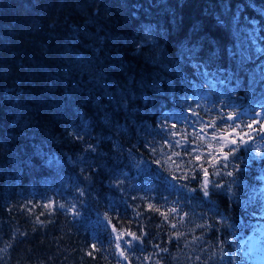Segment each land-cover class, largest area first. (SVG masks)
<instances>
[{"label": "trees", "instance_id": "1", "mask_svg": "<svg viewBox=\"0 0 264 264\" xmlns=\"http://www.w3.org/2000/svg\"><path fill=\"white\" fill-rule=\"evenodd\" d=\"M190 110L264 112V0H0V264H128L112 225L143 238L131 264H255L240 245L264 246V150L204 197L208 144L170 135Z\"/></svg>", "mask_w": 264, "mask_h": 264}, {"label": "snow or ice", "instance_id": "2", "mask_svg": "<svg viewBox=\"0 0 264 264\" xmlns=\"http://www.w3.org/2000/svg\"><path fill=\"white\" fill-rule=\"evenodd\" d=\"M190 114L193 116H197L198 113L191 111ZM264 117V112H255L254 117L251 119V122L245 123L244 121H241L240 123H236V120L238 119V114L229 112L226 116L218 117L217 120L210 121L207 124H203L199 131L195 133H181L179 131H172L171 137H177L179 136L180 139L175 140L173 147H182L185 149L186 155H192L193 152H199L200 147L203 145V142L205 141L207 137V132L205 129L207 128H213L215 131L211 135V139L209 140V148L212 149V141H215L218 147H216L214 150H210L207 153L206 162L208 164V167H205L203 163H201L202 160H205V157L202 155H195L194 160L200 165V171L203 172L204 180L203 185L201 188V191L203 192L204 197L209 196V188L210 185L215 188H220L222 185L217 182L213 184L212 180L210 179L211 176H219L222 174L221 168L227 169L230 166V162L233 160V158L236 156L238 150L241 148L247 149L249 151H252V144L256 140L257 137H259L262 141H264V120L261 118ZM224 121H232L231 124H225L224 127H220V123ZM177 127L176 124H172L171 128L175 129ZM247 129V131H245ZM203 133V135H201ZM194 136L196 141H200V144H197L195 148L189 149L187 147L189 143V137ZM77 138L82 139V137L77 135ZM169 140H165V144H169ZM153 152H155V148L152 149ZM85 151H95V148L93 145L89 144ZM255 155L260 156L261 150L259 147H256L254 149ZM173 156L180 157V152H173ZM169 161H172V157H168ZM158 165L160 164V161H155ZM173 164H175V161H172ZM177 170L180 169L181 165L176 164ZM234 168H239L238 165H234ZM209 168L213 169L212 172L209 171ZM193 171H196L195 168L192 169ZM223 175H227L229 177L234 176L233 171H226L223 173ZM187 176L183 177H176L173 176V179H186ZM196 176H193L192 179H196ZM183 187V185H182ZM80 195L83 196L84 192L83 190L80 191ZM44 208L54 210L56 207H59L60 209H64V204L56 205L55 202H50L48 204L43 205ZM150 210L153 211H159V209L154 208L153 205L148 206ZM69 211L72 212L73 215L78 216L79 213L76 211V206L73 204ZM177 211L176 208L170 209L171 213H175ZM43 215V213H41ZM139 215V213H137ZM161 215L164 216L165 220L168 218V213H161ZM186 215V214H185ZM105 220H108L109 225H112V221L105 216ZM184 220V217H180V222L182 223ZM37 223H41L39 220V217H37ZM171 227L175 229L177 227L176 224H172ZM197 227L204 228L205 225H197ZM112 232L115 233V248H116V254L119 256L120 260L128 261V264H131V258L128 254L129 249H134V243L133 242H143V238L140 235H137L136 232L128 231H118L115 225H112ZM21 235H24L21 233ZM145 235H147L145 233ZM184 233L177 232L175 233L176 239H179L181 236H183ZM125 236L131 237V239H125ZM199 237H193V241L195 242L198 240ZM123 245V246H122ZM10 247L11 245H7ZM126 246V247H124ZM156 247V246H154ZM93 250H98L96 247V244L92 245ZM2 251V250H0ZM161 251L167 252L168 249L162 248ZM216 255L215 252L212 253V257H209V259H212ZM145 259H150V257H145ZM197 260H200V257H196ZM117 264H119V260L117 261ZM156 264H159V261L156 262ZM205 264L207 262L205 261Z\"/></svg>", "mask_w": 264, "mask_h": 264}, {"label": "rangeland", "instance_id": "3", "mask_svg": "<svg viewBox=\"0 0 264 264\" xmlns=\"http://www.w3.org/2000/svg\"><path fill=\"white\" fill-rule=\"evenodd\" d=\"M198 98L201 97L200 93L196 95ZM255 112H261V110H257ZM255 112H243V113H237L238 119L236 120V123H240L241 121H244L245 123L251 122V119L254 117ZM189 112L180 113L177 117H173L174 122L172 124H176L178 127L184 126L185 130H189L192 133H195L199 131L200 127L204 124L203 121H199L200 123H197V120L194 119L191 115H189ZM226 116V115H224ZM264 120V117L261 118ZM232 121H225V124H231ZM207 132V137L205 139V142L208 144L209 147V140L211 139V135L215 130H211L210 128L205 129ZM247 131V129H245ZM203 135V133H201ZM212 149L209 148V150H214L218 145L215 141H212ZM253 148L259 147L260 150H264V141H262L259 137L256 138L254 143L252 144ZM261 181L263 182L264 187V176L261 178ZM263 202H264V190H263ZM264 214V213H263ZM259 234H264V231H260ZM243 255L252 257L255 264H264V246L261 243V240L259 239H247L245 242H242L240 245Z\"/></svg>", "mask_w": 264, "mask_h": 264}]
</instances>
